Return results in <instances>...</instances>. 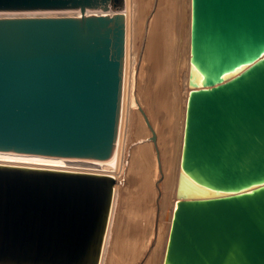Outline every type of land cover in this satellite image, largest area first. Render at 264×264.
Returning <instances> with one entry per match:
<instances>
[{
	"label": "water",
	"instance_id": "95a60500",
	"mask_svg": "<svg viewBox=\"0 0 264 264\" xmlns=\"http://www.w3.org/2000/svg\"><path fill=\"white\" fill-rule=\"evenodd\" d=\"M124 8L0 0V152L113 157ZM188 53L161 264H264V0H189ZM115 183L106 172L0 163V264H98Z\"/></svg>",
	"mask_w": 264,
	"mask_h": 264
},
{
	"label": "bare ground",
	"instance_id": "6f19581e",
	"mask_svg": "<svg viewBox=\"0 0 264 264\" xmlns=\"http://www.w3.org/2000/svg\"><path fill=\"white\" fill-rule=\"evenodd\" d=\"M136 1L135 7V0H125L123 10L126 30L122 107L113 157L99 162L0 152V163L98 171L115 177L98 264H138L150 244L154 247L143 263L161 264L175 202L189 90V0ZM153 1L154 12L144 27ZM195 73L201 84L199 73ZM183 188L194 196L214 194L185 184ZM161 219L168 220L166 229Z\"/></svg>",
	"mask_w": 264,
	"mask_h": 264
},
{
	"label": "rangeland",
	"instance_id": "374dc122",
	"mask_svg": "<svg viewBox=\"0 0 264 264\" xmlns=\"http://www.w3.org/2000/svg\"><path fill=\"white\" fill-rule=\"evenodd\" d=\"M134 6L135 7L138 6V1L135 0ZM160 6H162V5H160ZM154 8H155V2L153 1L151 7L148 9V11L146 13L145 20H144V27L146 26L145 23H147V20L149 19V17H151V14L154 12ZM135 13H136V11H135ZM143 33H144V29H143ZM143 42H144V38L141 39V42L140 43L143 45ZM141 44H140V48L142 47ZM141 114H143V112H141ZM161 181H162V179L159 178V182H161ZM171 200H172V198L169 199L170 202H171ZM169 209H170V204L168 205L167 211H169ZM161 222H163V224L165 225L164 226V229H166V224L168 223V220L167 219H161ZM150 245H152L151 246L152 248L150 247ZM150 245L146 249L145 253L143 254L142 259L141 258L139 259V263L138 264H140V263L141 264H144L145 261H146V259L149 257L148 255H151V251H152L154 245L153 244H150ZM150 248H151V250L149 251ZM148 251H149V253H147ZM161 251H162V247L160 248V253H161ZM145 255H146V257H145Z\"/></svg>",
	"mask_w": 264,
	"mask_h": 264
}]
</instances>
